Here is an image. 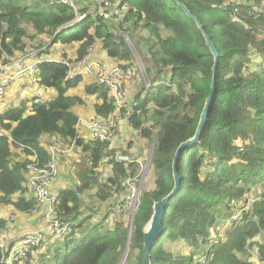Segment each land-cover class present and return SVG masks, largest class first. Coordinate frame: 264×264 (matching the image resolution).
<instances>
[{
    "label": "trees",
    "instance_id": "1",
    "mask_svg": "<svg viewBox=\"0 0 264 264\" xmlns=\"http://www.w3.org/2000/svg\"><path fill=\"white\" fill-rule=\"evenodd\" d=\"M72 1L77 7L78 3L87 5L86 0ZM179 1L210 36L219 53V65L206 127L199 144L181 155L177 166L180 189L165 208V233L152 246L151 264H197L202 253L204 264H255L246 247L256 248L257 263L264 264V67H260L264 63V16L255 21L247 15L264 5V0H235L234 5L232 0ZM123 3L128 9L116 23L94 17L93 11L81 6L79 13H86V18L70 26L74 11L59 0H0V62L39 52L37 58L50 62L38 66V83L55 93L38 105L32 104L29 94L20 95L17 105L0 111V233L8 232L1 217L3 207L22 215L34 210L27 180L33 169L50 163L51 146H72L86 154L85 162L77 165V174L71 173L64 179V187L57 189L58 219L72 224L71 234L41 255L32 252L22 264H119L128 240L133 264H143V230L152 205L172 190L175 150L195 133L210 93L213 65L200 31L172 0ZM139 32L144 35L138 36ZM124 36L145 49L152 62L149 77L168 76L158 78L161 83L144 95L124 84L125 104L131 107L129 126L138 138L154 143L153 187L142 194L130 239L126 216L113 213L111 207L121 193L119 179L134 176L137 165L108 161L105 144L76 134L75 108L86 102L71 92L84 77L67 79L68 69L54 62L66 56L62 52L69 46H75L76 59L97 48L126 71L134 61ZM12 85L31 90L27 80ZM83 92L93 99L94 118L113 113L109 88L91 82L83 85ZM50 139L53 143L45 144ZM101 166L102 174L97 171ZM251 188L260 197L250 213L205 252L212 242L209 234L215 218L231 210L230 204L246 197ZM112 217H116L113 224ZM89 224L93 225L87 227ZM43 228L40 224L35 232ZM169 241L192 251L188 256L175 255L165 249ZM6 256L7 251L0 249V264H5Z\"/></svg>",
    "mask_w": 264,
    "mask_h": 264
},
{
    "label": "built area",
    "instance_id": "2",
    "mask_svg": "<svg viewBox=\"0 0 264 264\" xmlns=\"http://www.w3.org/2000/svg\"><path fill=\"white\" fill-rule=\"evenodd\" d=\"M232 1L233 5L238 3L235 0ZM59 2L63 5L70 6L74 11V20L68 23V25L71 26L86 18V13L80 14L79 9L72 0H59ZM121 2L123 3V0H96L92 3L95 4L96 8L94 9L91 6L94 17H100L106 20L120 17L128 9L127 4L123 3V5H121ZM263 12L264 9L261 5L249 10L247 15L256 19L259 18ZM88 51L92 52L93 49L90 48ZM38 53L39 52H27L15 58L13 61L6 63L0 62V98L5 95V92L10 85L15 82L27 80L31 86L30 98L32 99L33 105L44 104L49 100L47 92L50 89L44 90L38 83L37 69L40 64L50 61L37 58ZM62 53L66 56L55 60L54 62L60 63L68 69L67 79L73 80L79 76L93 77L92 82H98L109 88L111 91L115 108L113 113L108 117L97 118L78 116L75 123V131L80 138L99 141L105 144L106 148L104 154L106 159L108 158V161L122 162L125 165H139L140 171L134 176H127L119 179L118 186L121 193L111 207V211L116 213L131 212L134 214L140 206L143 194L141 192L143 167L139 161L122 157L121 155H118L115 150H112V144L119 136L117 127L129 124L128 114L131 111V107H128L125 104L127 95L124 90V84L133 77V70L130 68L124 71L119 67L118 62L109 64L106 60L95 59L92 58L91 55L76 59V57H73L68 53ZM135 63L138 66L139 75L142 77L143 72H146V68L142 67L141 64H139V61L133 62V64ZM260 67L263 68L264 63ZM158 85L159 82L150 83L147 81L144 88L149 92ZM132 106L135 107L136 104L133 103ZM123 108L125 112L121 113ZM49 150L51 154L50 163L42 169H33L34 173L28 177L27 187L34 200L35 207L32 212L23 213V215L28 217L36 214L41 215L42 220L45 223V228L36 233L27 234L23 239L16 243L9 252L7 262L10 258L23 260L26 254L31 250H34L35 252L44 250L42 252L44 253L51 241L61 240L64 236L71 234L72 224L58 219L56 206L59 192L54 189V185L57 183L59 176L56 164L58 155L65 154L67 151L70 152L72 146L68 147L67 150L62 146H51ZM259 197L260 196L255 195V189L251 188L246 197L239 200L238 203L230 204V207L232 208L231 210H225L215 218L214 224L210 230L212 242L204 248L205 252H208L213 245L218 244L224 238L230 227L242 222L244 216L250 213L253 204ZM45 231H48V233L50 232L49 236ZM3 242L4 240H0V248L5 246ZM204 250L202 249V251ZM205 261L206 256L202 253L197 262L199 264H204Z\"/></svg>",
    "mask_w": 264,
    "mask_h": 264
},
{
    "label": "rangeland",
    "instance_id": "3",
    "mask_svg": "<svg viewBox=\"0 0 264 264\" xmlns=\"http://www.w3.org/2000/svg\"><path fill=\"white\" fill-rule=\"evenodd\" d=\"M95 1L96 0H86V3H87L86 6L78 3L77 1H75V2L79 4V6L77 7L78 9L82 6V7H86L90 11H93V9H91V6L94 9L96 8L95 4H92ZM262 6L264 9V5H262ZM263 16H264V12H263V14L260 15V17H263ZM120 17L110 18L108 20L116 23L117 21H119ZM251 18L252 17H250V19ZM253 20L257 21V18L253 19ZM247 30H249V27H247ZM143 35L144 34L141 32L138 33V36H143ZM124 37L126 39L128 46L132 50V54H133L132 56L134 57L133 61L134 62L139 61V64H141L142 67L146 68V72H143L142 77H141L139 75L137 64L136 63L133 64L131 67L133 70V77L129 81L125 82V84L126 85L128 84L129 86H131L129 89L135 90V92L138 95L139 94L144 95L147 92L144 88V86L147 84V81L152 83L157 78H162V79L165 78L166 79V78H168V76L166 74L162 73L161 75H159V77L151 78V77H149V75L147 77V74H148L147 70L151 69L152 62H150L147 59L145 49L142 47V45L137 46L134 43L133 38H131L129 36H124ZM74 47L75 46H69L67 48H64L63 50H65L66 53L71 54V50L72 49L74 50ZM58 50H62V48H58ZM73 55L74 54H72V56ZM91 55L92 56L95 55L94 49L91 52ZM104 56L106 57V55H104ZM108 61H110V60L108 59ZM90 79L93 80V77H84V82L78 88L74 89L71 92V94L79 95L85 100L86 108H84L85 107L84 106L83 107L84 110H87L88 108H92V106H93L92 102H91L93 99L87 98V96L83 92V85L91 83V81L89 82ZM11 89L15 90V92H16L15 97L13 96V93H11L9 91ZM20 93H21V90H18L13 85L9 86L5 92V95L2 98H0V111L4 110L9 105H11V106L17 105L21 100ZM87 106H88V108H87ZM83 116H85V115H83ZM85 117L90 118L87 115ZM122 127H123V125L117 127V131L119 133V136L121 134ZM119 136L113 142L112 150H115L118 155L122 156V155H125L126 152L120 153V151L118 150L119 144H116V141L119 139ZM153 139H155V137ZM49 142L52 144L53 139H50V141H48V140L45 141V144H47ZM131 144H132V150L138 149L141 146L145 145L143 147L144 148L143 156H131V154H127L128 157H137L140 160L139 163L143 167V180H142V184H141V192L144 193V192L150 191L153 187L154 174H153L151 161H152V157H153V153H154V143L147 142L143 139H140L136 135L133 138H131V142L129 143V145H131ZM85 158H86V154L82 153L80 149H74V151H72L71 153H68V154H59L58 158L56 160V164H57L58 171H59V176H58V182L55 185H57L60 188H63L64 187V179L67 180L70 177L71 173L76 175L77 174V171H76L77 165L80 163H84ZM107 160H108V158H107ZM104 162H106V161H104ZM97 171L100 174H102L104 172V166H101ZM139 171H140V167H139V165H137V173ZM73 182L75 184L78 183L77 181H75V179H73ZM27 189H28V187H27ZM113 213L126 216V218L128 220V224H129L130 216H134V214L131 212H124V213L113 212ZM1 217L5 218L4 220L7 222V228H8L7 233H0V240H4V242H3L4 245H6L8 243V241H10V240L15 241V242H19L21 240V238L26 236L27 234L36 233L37 231L35 232V230L38 229V226L40 224H45L44 221L42 220L41 215L36 214V215H32L31 217H28L26 215H21L20 213L14 212L12 207H3V209L1 210ZM113 218H116V217H112V222H110L112 224L114 222ZM92 225L93 224H89L87 227H91ZM45 233L49 236L50 232L48 233V231H45ZM210 234H211V232H210ZM210 234H209V237H210ZM55 242L56 241H51L48 246H53ZM59 244H60V242H57L56 245H59ZM167 248L169 249V252H171L175 255L185 254L186 256H188V254H190L192 251V249H184L180 243H170V241H169V243L168 242L166 243L165 249L167 250ZM202 249H203V246L201 247V250ZM43 251L39 250V251L34 252V253L41 254ZM246 251L248 252L247 254L250 256V260L253 263L258 264L257 258H256V248H250L249 249L248 247H246ZM124 253L122 255V258H121L119 264H133V261H132L133 255L130 256V249H128V251L126 252L125 255H124ZM24 261L25 260H23L22 262H24ZM22 262H19L18 259L10 258L7 264H13V263L22 264ZM197 264H198V262H197Z\"/></svg>",
    "mask_w": 264,
    "mask_h": 264
},
{
    "label": "water",
    "instance_id": "4",
    "mask_svg": "<svg viewBox=\"0 0 264 264\" xmlns=\"http://www.w3.org/2000/svg\"><path fill=\"white\" fill-rule=\"evenodd\" d=\"M176 3V5L181 8V10L184 12L185 16L192 20L195 24L198 30L200 31L205 45L208 48L210 54L213 57V65L211 68L212 77H211V85H210V93L205 99L203 109L201 111V114L199 116L198 124L195 130V133L192 138L189 140L181 143L177 149L175 150V153L173 155L172 164H171V173H172V180H173V187L170 193L165 196L163 199H161L158 202H154L152 205V215L150 217V220L147 222L144 230H143V264H151V249L153 244L161 238L162 235H164L165 230L162 226V220L165 212V208L169 201L177 195L180 189V181L181 177L178 173V163L181 158V155L185 150L191 149L200 142V138L202 136V133L206 127L208 117L214 102V94H215V79L217 74V69L219 65V53L211 40L210 36L204 31L200 21L195 18L192 13L179 1V0H172ZM132 219L133 216H130L129 219V239H130V231L132 226ZM129 249V240L127 241V245L125 248V253Z\"/></svg>",
    "mask_w": 264,
    "mask_h": 264
},
{
    "label": "crops",
    "instance_id": "5",
    "mask_svg": "<svg viewBox=\"0 0 264 264\" xmlns=\"http://www.w3.org/2000/svg\"><path fill=\"white\" fill-rule=\"evenodd\" d=\"M94 51H95V55H93V56L91 55L92 58L106 60V62H108L109 64L116 63V61H114V60L108 61V59L104 56L105 54L100 52L99 49L96 48V49H94ZM73 53H74V50L72 49L71 50V54L70 53H68V54L72 55ZM90 81L92 82V79H90L89 82ZM18 83L20 84L21 82H17V85L19 86ZM30 88H31V86H30ZM30 91H26V90L24 91L23 90V91H21L20 95L21 96H25V95L29 94V97H30ZM47 94L49 96V99L50 98L52 99L54 97V95H55L53 90H48ZM15 95H16V92L14 90L13 91V96L15 97ZM91 102H92V105H93V100ZM84 108H86V106ZM84 108L83 107L75 108V112L78 114V116H83V115L86 116L87 115L89 117H94L93 108H88V106H87V108H88L87 110H84ZM134 136H136V135L133 132V130L131 129V126H129V124H124L123 127H122V130H121V134L119 136V139L116 141V144H119V149L118 150L120 151V153L126 152V154L122 155V157H126V158H128L130 160L140 161L137 157H128L127 156V154H131V156H143V151H144L143 147L145 145H143V146L140 145L141 147L138 148V149H135V150H132V144L129 145V143L131 142V138H133ZM72 151H74V149H72L70 152L67 151L65 154L71 153ZM58 188L59 187L57 185H54V189L56 191H58L57 190Z\"/></svg>",
    "mask_w": 264,
    "mask_h": 264
},
{
    "label": "clouds",
    "instance_id": "6",
    "mask_svg": "<svg viewBox=\"0 0 264 264\" xmlns=\"http://www.w3.org/2000/svg\"><path fill=\"white\" fill-rule=\"evenodd\" d=\"M153 82H159V84L161 83V81H160L158 78L155 79ZM155 88H156V87H155ZM153 89H154V88H153ZM153 89H152V90H153ZM149 92H151V91H149ZM149 92H146V93H149ZM21 239H23V237H22ZM10 243H11V240L8 241V243H7L3 248H0L1 250L4 249L5 251H7V256L4 257V263H5V264L8 263L7 260H8L9 252H10L11 248H12L16 243H18V242H15L14 244H12L11 247H6V246H9ZM48 247H49V246H48ZM32 252H35V251H34V250L29 251V252L26 254V256H25L24 259H26L27 256L30 255ZM44 253H45V252H44ZM37 255H38V254H37ZM24 259H23V260H24ZM23 260H18V261H19V262H22Z\"/></svg>",
    "mask_w": 264,
    "mask_h": 264
},
{
    "label": "bare ground",
    "instance_id": "7",
    "mask_svg": "<svg viewBox=\"0 0 264 264\" xmlns=\"http://www.w3.org/2000/svg\"><path fill=\"white\" fill-rule=\"evenodd\" d=\"M125 258V257H124ZM123 263V262H122Z\"/></svg>",
    "mask_w": 264,
    "mask_h": 264
}]
</instances>
